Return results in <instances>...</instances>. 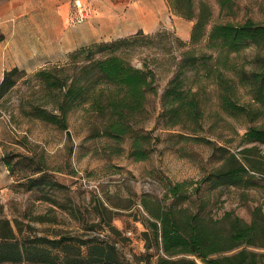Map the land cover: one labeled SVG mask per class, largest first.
I'll list each match as a JSON object with an SVG mask.
<instances>
[{"label": "rangeland", "instance_id": "obj_1", "mask_svg": "<svg viewBox=\"0 0 264 264\" xmlns=\"http://www.w3.org/2000/svg\"><path fill=\"white\" fill-rule=\"evenodd\" d=\"M77 1L88 14L79 24L71 20ZM206 1L212 6L214 22L250 18L264 24V0H234V17L221 16L216 1ZM94 3V0L73 1L65 25L75 27L89 21L96 13ZM170 23V30L146 35L144 40L127 46L131 64L139 69L146 65L157 78V95L147 96V121L141 124L151 140L150 155L145 161L129 156L132 140L115 142L97 137L87 122V112L80 107L76 109L81 100L71 105V96L65 97L71 75L77 73L71 71V54L64 61L49 63L38 70L20 69L22 73L15 76V85L0 98V237L6 233L3 222H9L20 237L28 235L30 228L39 236L53 237L62 231L82 233L93 225L108 231L111 225L129 239L123 248L128 260L156 264L162 251L156 247L147 249L144 237L149 230L148 222L153 220L149 211L158 202L165 206L171 203L168 190L177 183L187 182L185 188L195 201L191 193L214 166L218 167L222 149L235 154L240 161L242 152L248 149L244 156L250 158L260 173H255L256 186L249 189L202 184L199 202L203 203V214L218 219L233 212L251 222L256 208L264 213V147L244 141L248 128L264 126V108L253 102L248 89L239 87L233 100L246 111H259L260 116L254 122L244 115L227 112L222 107L221 89L209 79L205 85L201 82L206 86L202 98L206 113L204 132L200 134L203 140L189 141L188 136L194 135L179 129L165 130L159 124L163 94L185 49L175 42L188 44L194 25L193 21L174 14ZM259 55L264 57V48H247L240 55L231 56V65L251 71L255 66L253 59ZM102 57L96 55L97 59ZM215 59L197 74L213 73ZM41 72L47 75L40 76ZM223 73L238 82L229 72ZM194 75L192 72L185 76L188 84L199 83ZM57 80L54 86L50 84ZM63 111L68 117L67 129L46 120L47 115L60 118ZM40 178L51 180L60 188L41 186L29 190L26 185L29 179ZM119 245L123 246L122 242Z\"/></svg>", "mask_w": 264, "mask_h": 264}, {"label": "trees", "instance_id": "obj_2", "mask_svg": "<svg viewBox=\"0 0 264 264\" xmlns=\"http://www.w3.org/2000/svg\"><path fill=\"white\" fill-rule=\"evenodd\" d=\"M168 1L174 15L193 21L194 25L188 44L175 42L186 50L180 54L175 74L163 94L159 124L165 130L179 129L194 135L188 136L189 141L203 140L200 137L206 114L202 99L206 86L203 85L209 79L221 89L222 107L227 112L244 115L249 122L256 121L259 111H246L233 97L239 87L246 88L253 102L264 108V57L259 55L253 59L255 66L251 71L238 70L231 65L230 58L247 48L263 49L264 24L250 18L214 22L212 6L206 0ZM215 1L221 16L234 17V0ZM144 36L139 32L130 39L94 44L72 53L71 71L77 73L71 75V86L65 94V97L71 96V105L81 100L76 103V109L80 107L87 112V122L97 137L115 142L132 140L129 156L136 161H145L150 155V135L144 132L141 124L147 121V96L157 95L154 72L146 65L142 69L135 67L128 59L127 46L144 40ZM97 54L103 57L97 59ZM214 57L213 73L197 74L201 67H210L207 64ZM223 70L238 82L226 77ZM192 72L194 80H199L196 85L188 84V77H185ZM21 73L15 68L5 74L0 98L15 85V76ZM44 75L47 73H40ZM57 82L59 80L50 81V84L54 86ZM73 115L71 108V117ZM67 119L66 111L60 118L46 116L48 122L63 130L67 129ZM244 141L264 147V126L248 128ZM222 150L218 167L214 166L191 193L195 201L185 188L188 183H177L168 190L173 201L166 206L158 202L153 211H149L153 220L148 222L149 230L144 237L147 249L156 247L162 251L156 264H198V260L203 264H264V213L261 208L254 210L251 222L233 212H226L218 219L202 212L203 203L199 202L202 184L211 183L214 188L256 186L255 173L260 172L250 158L244 156L248 149L242 152L241 161L235 154ZM26 185L29 190L41 186L60 188L59 184L44 178L29 179ZM3 224L6 233L0 237V264H137L124 254L123 248L129 239L111 225L108 231L93 225L82 233L62 231L53 237L39 236L30 228L28 235L20 237L9 222Z\"/></svg>", "mask_w": 264, "mask_h": 264}, {"label": "crops", "instance_id": "obj_3", "mask_svg": "<svg viewBox=\"0 0 264 264\" xmlns=\"http://www.w3.org/2000/svg\"><path fill=\"white\" fill-rule=\"evenodd\" d=\"M73 1L0 0V86L15 68L38 70L94 44L170 30L168 0H94L91 19L67 27Z\"/></svg>", "mask_w": 264, "mask_h": 264}, {"label": "built area", "instance_id": "obj_4", "mask_svg": "<svg viewBox=\"0 0 264 264\" xmlns=\"http://www.w3.org/2000/svg\"><path fill=\"white\" fill-rule=\"evenodd\" d=\"M77 3V10L76 13L74 15L71 14V20H75L76 24L81 23L85 18H87L88 14L86 12L87 9L81 8V6L78 4L79 1L76 2Z\"/></svg>", "mask_w": 264, "mask_h": 264}]
</instances>
